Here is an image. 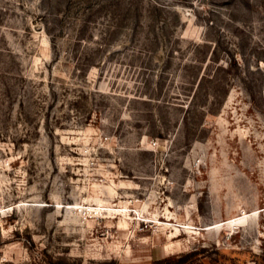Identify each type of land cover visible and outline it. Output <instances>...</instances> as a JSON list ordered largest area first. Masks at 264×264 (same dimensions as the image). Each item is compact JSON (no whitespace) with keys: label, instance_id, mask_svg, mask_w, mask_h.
<instances>
[{"label":"rangeland","instance_id":"1","mask_svg":"<svg viewBox=\"0 0 264 264\" xmlns=\"http://www.w3.org/2000/svg\"><path fill=\"white\" fill-rule=\"evenodd\" d=\"M0 264H264V0H0Z\"/></svg>","mask_w":264,"mask_h":264},{"label":"bare ground","instance_id":"2","mask_svg":"<svg viewBox=\"0 0 264 264\" xmlns=\"http://www.w3.org/2000/svg\"><path fill=\"white\" fill-rule=\"evenodd\" d=\"M234 222H236V220H233Z\"/></svg>","mask_w":264,"mask_h":264}]
</instances>
